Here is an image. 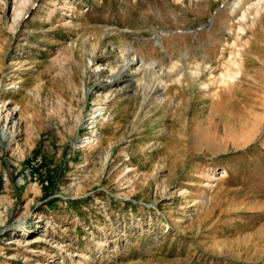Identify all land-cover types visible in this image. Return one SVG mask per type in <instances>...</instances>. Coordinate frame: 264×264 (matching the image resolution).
Listing matches in <instances>:
<instances>
[{
	"label": "rangeland",
	"instance_id": "1",
	"mask_svg": "<svg viewBox=\"0 0 264 264\" xmlns=\"http://www.w3.org/2000/svg\"><path fill=\"white\" fill-rule=\"evenodd\" d=\"M257 1L0 0V264H264Z\"/></svg>",
	"mask_w": 264,
	"mask_h": 264
},
{
	"label": "bare ground",
	"instance_id": "2",
	"mask_svg": "<svg viewBox=\"0 0 264 264\" xmlns=\"http://www.w3.org/2000/svg\"><path fill=\"white\" fill-rule=\"evenodd\" d=\"M20 1V0H19ZM30 1H32V0H21V4H20V7H21V9H20V14L18 13L17 14V17H20V16H22L23 15V11H24V9H26L27 8V5L30 3ZM251 1V0H250ZM238 3V2H237ZM240 5V4H239ZM23 9V10H22ZM250 9V8H249ZM263 9H264V0H258L257 2H256V4H254L253 6H252V9L251 10H253V11H256V14H261V12L263 11ZM248 10V9H247ZM251 12V11H250ZM246 16H248V14L247 15H244L243 16V18H245L246 20H248L247 18H246ZM15 30V29H14ZM242 30H245V29H242ZM233 60V59H232ZM126 61V60H125ZM230 63H233V64H235V62H232L231 60L229 61ZM140 63V62H139ZM136 63L135 62H133V61H130L129 63H125V65H124V70H125V72H126V70H128V69H131L132 68V66L133 65H135ZM138 64V63H137ZM154 65V64H153ZM231 65V64H230ZM236 65V64H235ZM143 66H144V64H143ZM239 66V65H238ZM138 69V68H137ZM201 70V68H198L197 69V71L195 72V76H196V78H197V76L199 77L200 76V73L202 72V70ZM101 71V70H100ZM121 75H123V76H125L126 75V73H120ZM239 74V73H238ZM238 74H236V75H238ZM238 77V76H237ZM237 77H232L231 75L229 76V77H227V76H225V75H221L220 76V79H221V83H227V81L228 82H234V80L237 78ZM122 78V77H121ZM125 78V77H124ZM219 83H220V81H219ZM30 244V243H29Z\"/></svg>",
	"mask_w": 264,
	"mask_h": 264
}]
</instances>
